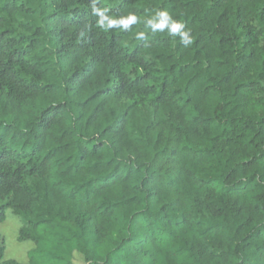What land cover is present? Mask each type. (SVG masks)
<instances>
[{
  "label": "trees",
  "instance_id": "16d2710c",
  "mask_svg": "<svg viewBox=\"0 0 264 264\" xmlns=\"http://www.w3.org/2000/svg\"><path fill=\"white\" fill-rule=\"evenodd\" d=\"M96 4L0 0V264H264V0Z\"/></svg>",
  "mask_w": 264,
  "mask_h": 264
},
{
  "label": "clouds",
  "instance_id": "9594fccd",
  "mask_svg": "<svg viewBox=\"0 0 264 264\" xmlns=\"http://www.w3.org/2000/svg\"><path fill=\"white\" fill-rule=\"evenodd\" d=\"M93 15L98 17V26L104 30L116 29L130 30L135 24L141 23L140 18L135 13H128L119 17L108 15V10L97 6L96 0H93ZM144 28L151 33L167 32L169 36H178L180 42L185 46H189L193 42V36L190 30L186 29L185 24L173 17V15L164 8L156 9L150 16L143 21ZM147 38L145 31L141 30L136 33V39L144 40Z\"/></svg>",
  "mask_w": 264,
  "mask_h": 264
},
{
  "label": "rangeland",
  "instance_id": "374dc122",
  "mask_svg": "<svg viewBox=\"0 0 264 264\" xmlns=\"http://www.w3.org/2000/svg\"><path fill=\"white\" fill-rule=\"evenodd\" d=\"M23 225V218L15 214L11 209H8L6 220L0 222V235L6 241L5 259H16L24 263L29 261V253L35 246V243L31 240L20 241L18 239ZM74 262L76 264H89L86 261L85 255L79 252L75 253Z\"/></svg>",
  "mask_w": 264,
  "mask_h": 264
}]
</instances>
